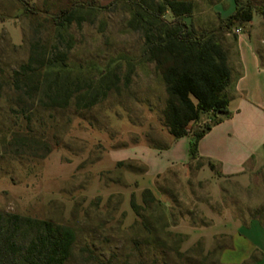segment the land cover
I'll return each mask as SVG.
<instances>
[{
    "label": "rangeland",
    "instance_id": "rangeland-1",
    "mask_svg": "<svg viewBox=\"0 0 264 264\" xmlns=\"http://www.w3.org/2000/svg\"><path fill=\"white\" fill-rule=\"evenodd\" d=\"M25 1L34 4L37 22L70 8L73 1L87 4L76 13L81 23H72L67 30L68 65L73 73L81 65L85 80L93 83L110 71L106 82L115 87L90 109L70 107L55 113L43 138L58 145L45 159L9 160L0 154V213L70 228L74 243L65 264H222L220 252L230 246L227 225L255 218L264 226V167L241 182L211 175L201 161L166 170L170 163L188 159L189 142L179 140L174 152L149 143H171L161 117L167 95L153 64L142 57V39L126 28L130 14L125 0ZM193 2L195 11L185 22L206 32L215 30L218 19L224 20L230 10V0ZM260 19L255 12L252 26L237 25L223 35L233 77L237 73L234 30H254L264 39ZM29 24L17 1L0 0L4 73L27 59ZM52 36L49 27L36 38L50 45ZM213 121L212 115L202 116L190 134ZM14 123L0 115L1 131L23 129L21 122ZM153 169L163 173L153 177ZM145 189L151 190L153 203H142ZM131 201L138 206L136 214Z\"/></svg>",
    "mask_w": 264,
    "mask_h": 264
},
{
    "label": "trees",
    "instance_id": "trees-1",
    "mask_svg": "<svg viewBox=\"0 0 264 264\" xmlns=\"http://www.w3.org/2000/svg\"><path fill=\"white\" fill-rule=\"evenodd\" d=\"M15 1L30 18L32 34L28 38L27 59L9 73L0 69V115L14 119L15 125L21 122L24 127L21 131V126L0 130V154L9 160L41 161L58 145L55 141L51 146L43 138L47 128L52 126L55 113L70 107L76 111L90 109L115 84L106 82L110 71H105L93 83L85 80L81 65L75 73L68 65L71 37L67 30L72 23L77 26L81 23L76 13L87 4L73 1L70 8L37 22L33 3ZM233 2V12L224 20L218 19L215 30L206 32L185 22L195 11L193 0H125L130 14L126 28L142 39V57L153 64L164 85L167 100L161 112L163 126L175 140L189 137V165L201 161L197 155L201 138L219 124L222 117L228 116L227 89L233 80V71L228 51L222 44L223 35L232 27L251 22L255 12L264 21V3L254 6L249 1ZM46 24L50 25L45 27ZM49 27L53 29L50 45L36 38L40 30L47 31ZM233 39L235 41L236 36ZM124 80L128 83L129 75ZM204 115H212L214 121L190 134L191 126ZM149 143L158 148L168 147L153 144V141ZM201 162L215 176L221 177L212 161ZM141 200L146 205L156 199L151 190L145 189ZM130 208L136 214L138 206L133 201ZM73 243L74 235L68 227L0 213V264H65ZM255 262L251 257L249 263Z\"/></svg>",
    "mask_w": 264,
    "mask_h": 264
},
{
    "label": "crops",
    "instance_id": "crops-1",
    "mask_svg": "<svg viewBox=\"0 0 264 264\" xmlns=\"http://www.w3.org/2000/svg\"><path fill=\"white\" fill-rule=\"evenodd\" d=\"M229 9L226 18L234 10L233 0H230ZM259 22L264 24L262 18ZM253 23L254 16L252 21L245 25L252 26ZM263 46L264 39L254 30L241 32L236 36L237 73L227 89L230 99L228 116L222 117L219 124L212 126L197 144L198 157L201 161H212L221 173V178L247 181L250 172L264 167ZM179 140H185L187 143L189 137L177 140L172 138L168 152H174ZM176 165L187 167L189 160L184 159L180 164L172 162L166 170ZM203 167L206 165L203 164ZM145 170L147 172L146 168ZM208 172L214 175L211 171ZM150 173L157 177L163 171L153 169ZM232 225L233 228L230 229ZM232 225H227L230 246L221 250L220 262L241 264L255 253H259L255 264H264L263 224L255 218H249Z\"/></svg>",
    "mask_w": 264,
    "mask_h": 264
},
{
    "label": "built area",
    "instance_id": "built-area-1",
    "mask_svg": "<svg viewBox=\"0 0 264 264\" xmlns=\"http://www.w3.org/2000/svg\"><path fill=\"white\" fill-rule=\"evenodd\" d=\"M234 33L238 36L241 32H240V29H235L234 30Z\"/></svg>",
    "mask_w": 264,
    "mask_h": 264
}]
</instances>
